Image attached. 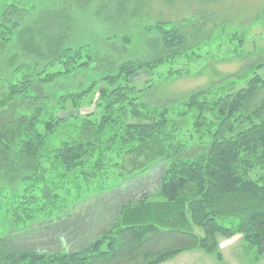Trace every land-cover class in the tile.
Returning <instances> with one entry per match:
<instances>
[{
	"label": "trees",
	"instance_id": "1",
	"mask_svg": "<svg viewBox=\"0 0 264 264\" xmlns=\"http://www.w3.org/2000/svg\"><path fill=\"white\" fill-rule=\"evenodd\" d=\"M30 14L19 5H6L0 12V49L15 38L22 54L46 62L42 71L23 72L0 94V184L19 176L25 184L8 212L10 234L0 235V264H118L135 257L139 264H161L192 250L215 254L223 264L217 238L235 235L262 254L264 176L250 175L255 169L264 171V79L255 73L244 87L213 100L204 98L205 92L191 94L185 105L197 112L193 133L199 138L204 134L208 141L182 143L168 119L169 110L151 106L148 87L137 89L130 83L134 75L152 73L178 55L184 39L176 30L157 25V36L148 42L155 50L149 59L122 62L116 73L85 91L60 96L53 104L45 89L77 69L87 71L96 59L85 47H63L70 21L65 9ZM181 74L168 71V77ZM92 92L98 98L97 113L81 119L75 137L50 150L48 138L67 121L56 112L91 104ZM112 153L130 157L129 180L144 178L147 183L144 174L162 167L159 190L152 196L158 199L142 196L139 182L132 188L125 178L117 185L102 186V192L124 191L126 199H134L125 201L112 230L70 251L77 243L78 227V232L67 228L69 209L58 206L55 214L50 211L58 205L55 193L66 183L51 175L63 171L60 178H65L73 172L75 178L92 184L105 175L99 170ZM41 218L50 224L46 232L58 241V251L28 250L15 242L20 230ZM72 237L74 242L66 245Z\"/></svg>",
	"mask_w": 264,
	"mask_h": 264
},
{
	"label": "rangeland",
	"instance_id": "2",
	"mask_svg": "<svg viewBox=\"0 0 264 264\" xmlns=\"http://www.w3.org/2000/svg\"><path fill=\"white\" fill-rule=\"evenodd\" d=\"M6 5L22 6L31 16L44 9H65L70 21L63 47L71 50L85 47L88 54L96 59L87 71L77 69L73 75L58 78L55 86L45 89L53 104L60 96L85 91L92 83L116 73L122 62L149 59L155 50L148 42L157 36V25L167 24L176 30L184 39L178 55L173 60L166 59L152 73L142 71L134 75L130 83L137 89L147 90L148 87V103L169 110L168 119L182 143L192 145L195 141H208L204 134L199 138V134L193 133L197 112L188 110L185 105L191 94L205 92L204 98L213 100L244 87L255 73L264 79V67L255 69L258 65L264 66V0H0V12ZM45 66L46 62L22 54L14 38L0 49V94H4L6 86L23 72L42 71ZM169 70H180L182 74L168 77ZM89 99H92L91 104L56 112V117L67 121L48 138L50 150L68 137H75L81 119L94 111L97 113V94L92 92ZM110 157L112 159L99 170L105 175L93 180L92 184L75 178L78 175L73 172L66 174L65 178H60L63 171L51 175L54 180L61 179L66 183L55 193L58 205L50 211L55 214L58 206L69 209L65 220L66 223L70 220L67 228L79 231L74 236L77 243L71 244L70 251H78L112 230L117 213L123 204H127L125 201L134 199L132 196L126 199L124 191L102 192V186L117 185L118 179L125 178L124 182H129L132 188L139 182L137 189L143 191L142 196L158 199L152 196L159 190L162 167L158 165L144 174L149 183L143 182L144 178L133 181L129 180L133 170L130 157L115 153ZM261 176H264V171L258 169L250 175L252 179ZM24 188L21 176L11 183L0 184L2 236L10 234L11 213L8 212ZM45 220L34 221L28 231L20 230L15 242L28 250L58 251V241L51 240V232H46L50 224ZM192 230L202 235L197 227L193 226ZM74 237L66 240L65 244L74 242ZM217 243L223 264H264V252L259 254L257 249L245 243L241 235L228 239L218 237ZM138 260L135 257L121 260L118 264H139ZM161 264H218V261L215 254L192 250Z\"/></svg>",
	"mask_w": 264,
	"mask_h": 264
}]
</instances>
